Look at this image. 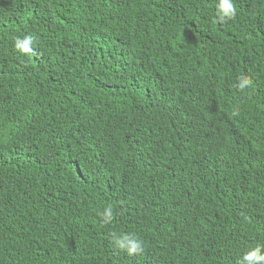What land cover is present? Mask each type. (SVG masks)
<instances>
[{
    "label": "trees",
    "instance_id": "trees-1",
    "mask_svg": "<svg viewBox=\"0 0 264 264\" xmlns=\"http://www.w3.org/2000/svg\"><path fill=\"white\" fill-rule=\"evenodd\" d=\"M233 2L221 21L219 0H0V264H242L264 244V0Z\"/></svg>",
    "mask_w": 264,
    "mask_h": 264
},
{
    "label": "clouds",
    "instance_id": "clouds-1",
    "mask_svg": "<svg viewBox=\"0 0 264 264\" xmlns=\"http://www.w3.org/2000/svg\"><path fill=\"white\" fill-rule=\"evenodd\" d=\"M217 14L221 21L231 19L236 16V7L233 0H219L216 5ZM36 37L25 35L22 38L16 37L14 47L22 54H31L34 52ZM251 80L244 75L239 78V87L241 90L249 87ZM113 209L111 206L106 207L102 213V222L108 224L113 220ZM115 246L120 250L127 252L129 255L142 254L144 251L143 241L132 234H120L114 240ZM242 264H264V244H257L255 247L247 250L242 257Z\"/></svg>",
    "mask_w": 264,
    "mask_h": 264
}]
</instances>
